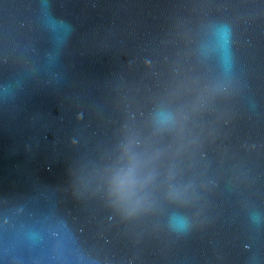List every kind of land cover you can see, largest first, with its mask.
<instances>
[{
  "label": "water",
  "instance_id": "water-1",
  "mask_svg": "<svg viewBox=\"0 0 264 264\" xmlns=\"http://www.w3.org/2000/svg\"><path fill=\"white\" fill-rule=\"evenodd\" d=\"M0 264H264V0H0Z\"/></svg>",
  "mask_w": 264,
  "mask_h": 264
},
{
  "label": "clouds",
  "instance_id": "clouds-1",
  "mask_svg": "<svg viewBox=\"0 0 264 264\" xmlns=\"http://www.w3.org/2000/svg\"><path fill=\"white\" fill-rule=\"evenodd\" d=\"M134 186L135 179L133 176V169H129V172L118 181L116 186V192L120 201L124 203L128 202ZM132 210L134 211V208Z\"/></svg>",
  "mask_w": 264,
  "mask_h": 264
}]
</instances>
